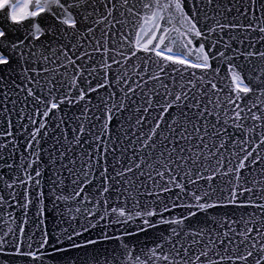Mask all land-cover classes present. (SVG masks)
Masks as SVG:
<instances>
[{"label": "snow or ice", "instance_id": "snow-or-ice-1", "mask_svg": "<svg viewBox=\"0 0 264 264\" xmlns=\"http://www.w3.org/2000/svg\"><path fill=\"white\" fill-rule=\"evenodd\" d=\"M0 152V264H264V0H0Z\"/></svg>", "mask_w": 264, "mask_h": 264}, {"label": "water", "instance_id": "water-1", "mask_svg": "<svg viewBox=\"0 0 264 264\" xmlns=\"http://www.w3.org/2000/svg\"><path fill=\"white\" fill-rule=\"evenodd\" d=\"M223 74V73H222ZM51 142L49 141V144ZM45 147H48V144L44 145ZM23 149H17L16 155L15 157H13L12 159L8 160V163H12L13 159L19 163V154ZM0 155L3 156H7L6 152H0ZM45 159H47V156H45ZM9 174V169L7 167L4 166V161L0 160V175H7ZM51 176V170L47 171L45 173V177L43 179V183H42V188L45 194V199H44V204L46 206V212L45 215L43 217L44 219V225L43 227H46L47 230L49 231V233L51 235H55L58 231H59V227L61 226L59 223V217L56 214V210H54L53 208V201H54V197L51 196L50 192H49V180L48 177ZM39 189L33 191L32 195L35 196L36 192H38ZM59 195V193H57ZM7 211H11L13 213V218L15 220V222H13L12 219L9 218V216L6 213L0 214V235H2L4 233V231L7 230V227H12L15 228L16 225L18 223H20V212L19 209H17L15 207V204L13 203V208L8 209ZM35 209H31L28 213V218L30 223L28 225H25V236L27 238V236L33 231V225L31 224V221L33 219V213H34ZM116 228L118 229L119 226H116ZM109 232H114L115 234H119L118 231H116V229H109ZM94 235V233L92 234ZM85 236H89L88 233H85ZM40 237V233L37 232L36 237H34V239H39ZM146 237L143 234H138L137 235V239L138 240H144ZM54 243V241H53ZM33 247H36V245H33ZM115 247L114 244L112 243H102L99 248L103 249V248H113ZM87 251H90L91 248L89 247L88 249H86ZM53 250L51 248L48 249V252L51 253ZM84 255V251H78V250H69V252L67 253V256L70 258H79L81 256ZM45 261L46 264H48L49 258L45 257Z\"/></svg>", "mask_w": 264, "mask_h": 264}]
</instances>
